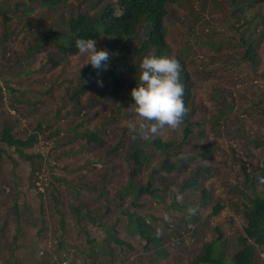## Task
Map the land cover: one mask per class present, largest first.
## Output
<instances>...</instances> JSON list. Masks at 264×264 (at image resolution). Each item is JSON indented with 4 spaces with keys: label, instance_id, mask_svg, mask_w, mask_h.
<instances>
[{
    "label": "rangeland",
    "instance_id": "1",
    "mask_svg": "<svg viewBox=\"0 0 264 264\" xmlns=\"http://www.w3.org/2000/svg\"><path fill=\"white\" fill-rule=\"evenodd\" d=\"M218 3L220 8L212 17L208 15L210 26L216 28L218 32L230 35L232 32L228 28L229 23L222 20L223 11L228 10L227 0H218ZM261 7L264 10V5ZM33 15L38 14L33 13ZM171 22L177 21L171 18ZM22 36L23 33L11 44L16 51L26 47V39L20 42ZM168 43L172 46V42ZM262 43L264 48V41ZM45 47L47 53L54 50L51 45ZM107 51L114 56L112 50ZM44 54L39 55L40 62L44 60ZM205 55L202 49L196 47L190 52V57L194 58L196 64L187 66L193 83V102L190 110L192 111V107L195 110L193 121L199 126L193 128V135L188 137V142L183 145L180 143L181 127L175 130L165 128L159 134L165 141H177L173 148L168 149L167 155L170 156V161L180 160V156H175L174 152H179L186 159L185 165H188V168L186 170L179 168L173 172L160 168L164 155L157 154L155 150L150 149V145L145 147L146 155L141 159L140 167H135L128 157L133 139L143 140L138 136L134 138V133L128 128V124L137 118L134 102L120 99L122 92H127V89L133 86L131 78L141 73V69L132 68L136 62L134 57L130 62L119 61L112 66L108 64L106 70H96L89 65L93 74L85 81L89 85L85 92L93 91L98 96L104 94L99 102L92 101L89 105H85V92L80 93L72 101L63 94L65 80L71 79L86 62V56L80 55L78 51L63 58L57 64L61 70L64 67L65 72L54 80L51 77L56 70L41 67L40 74L32 72L40 66L37 61L32 66L24 67L30 71L27 77H23L20 71L8 77L11 80L9 86L14 85L13 87L21 94L20 98L31 102L41 100L47 104L39 106L37 104L39 110L37 114L29 113V116L22 118L17 116V119H14L16 115L10 109V103L4 104L0 108L5 113V116L0 114V129L3 126L14 125L16 135L24 139L37 121L43 125L48 123L53 125L38 136V141L32 148L24 151L27 154L37 153L41 156L33 161H26L14 152L13 148L0 143V216L7 213L12 217L9 230L3 231V235L7 234L4 243L0 244L2 264H18L16 246L8 244L11 237L16 238L15 244H19L17 240L19 242L23 240L20 245L22 244L24 251L27 250L26 253L33 252V256L30 257L32 259L27 264H37L46 252L58 257L60 253L71 250L76 254L75 257L87 252L94 245L103 243L100 227H108L111 224L115 226L118 237L130 244L132 249L122 246L118 251L115 250L117 255L111 259V262L105 257L101 260L103 263L193 264L203 240L215 237L216 227L223 232L225 255L233 254L236 249V239L245 224L242 214L227 205L217 216L209 219L206 217L212 212V206L216 202L226 201L229 195L226 192L230 186L236 189L242 187L243 167L253 174L259 172L262 154L250 142L247 135L250 134L253 138L264 137V125L261 124L260 115L247 109V105L250 104L248 99H252L254 95V90L251 91L252 84L257 83L264 89V78L254 76L253 71L246 67V63L237 60H229L223 67L221 66L223 63L215 61V65L206 66L203 70L201 61ZM166 56L174 58L176 53L171 50ZM8 65L0 61V76L10 69ZM110 72L123 75L124 79L113 86ZM126 75L128 78H125ZM47 77H49L48 82ZM29 80L32 82L29 83ZM98 81L102 82V86L98 85ZM212 83L215 84L216 89L221 87L224 90L223 94L228 102L234 100L235 110L232 114L242 118L246 124L242 134H235L236 127L221 123L219 127L213 122L209 123V120L215 119L219 107L212 98L214 89L211 93L209 90ZM43 84L51 88V93L48 95L38 92L44 89ZM0 87H2L1 83ZM27 87H30L32 92H24ZM56 105L59 114L69 111V115L66 119L60 117L58 120L47 121V117L53 115ZM20 106L27 113L25 108L28 106L26 104ZM77 108L81 109V113L70 116L73 109ZM81 118L85 120L81 129L98 131L102 137L99 144L86 145L84 138L73 137V130L72 132L62 130L58 133L54 131L58 126L62 129L64 127L70 129V126ZM231 130L232 133L228 134L227 131ZM199 133H203V136H198ZM206 144H209L211 153L203 156L201 153ZM197 165L210 167L211 172L200 178L201 185L198 190L191 193L188 200L184 201L187 193L176 196L178 186ZM156 169H159V172L154 178V186L167 188L162 200L156 201L148 194L133 199L131 187H144L151 172ZM41 181L44 184L43 192L36 186V183ZM257 185L263 193L259 182ZM203 187L208 188L211 193V202L205 206L197 204ZM125 189L129 192L125 193ZM173 200L183 208L188 205L196 207V215L201 217V219L196 215L191 217L197 220L196 223H192L190 231L187 229L190 241L183 239L178 243V237L172 232L175 231L173 229H182L185 226L183 220L189 219L188 214L184 216L172 206ZM123 211L145 217L146 221L156 229L160 247L146 250L143 247L150 246H144V242L138 237L128 235ZM165 215L168 220H165ZM57 242L64 243V248L60 252L56 250ZM162 249L166 250V255H163ZM262 251V249L256 250L260 259L263 257ZM76 260L78 264L82 263L79 258Z\"/></svg>",
    "mask_w": 264,
    "mask_h": 264
},
{
    "label": "trees",
    "instance_id": "2",
    "mask_svg": "<svg viewBox=\"0 0 264 264\" xmlns=\"http://www.w3.org/2000/svg\"><path fill=\"white\" fill-rule=\"evenodd\" d=\"M262 5H264L263 0H227L228 10L223 11L222 20L229 23L228 28L232 33L228 35L225 32H218L216 28L210 26L208 15L212 17L220 8L218 0H0V61L9 64L10 68L6 73L3 70L4 73L0 76L2 86L0 87V108L9 102L10 109L16 115L14 119H17V116L20 118L27 117L29 113L37 114L39 111L37 104L39 106L47 103L41 100L31 102L25 98H20L21 94L13 87L14 85L9 86L11 80L8 77L19 71L23 77H27L30 71L24 67L32 66L36 61L40 66L37 70H32L34 74H40V68L46 67L48 70H56L51 77L52 80L61 77L65 72L64 67L61 70L57 64L63 58H67V56L78 51L75 47L77 39L91 38L96 41L98 49L112 50L114 56L110 55L109 66L119 61L130 62L134 57L136 62L132 68L135 70L136 68L141 69L140 64L143 58L166 56L172 50L176 53L174 58L181 65L180 82L184 85L183 100L189 109L180 126L182 129L180 143L183 145L188 142V137L193 135V128L199 126L198 124L195 125L193 121L195 110L193 107L192 111L190 110V105L192 106L193 102V83L187 66L196 64L194 58L190 57V52L197 47L206 53L201 61L203 70L206 66L215 65V61L220 64L223 63L221 65L223 67L229 60H237L246 63V67L253 71L254 76L258 75L264 78V69H262L264 68L262 43L264 41V10ZM33 13L38 15H33ZM171 18H174L178 23L171 22ZM21 33L23 36L20 37V42L22 43L26 39L27 44L26 47L18 49L17 53L11 44ZM168 42H172V46ZM49 45L54 47V50L47 53L45 46ZM43 53H45L44 60L40 62L38 57ZM10 63L12 64L10 65ZM92 74L93 70L89 68V65H85L77 70L71 79L65 80L66 85L63 94L68 100L72 101L80 93L85 92L89 87L85 81ZM110 75L113 86L124 79L123 75L112 72ZM139 76L136 74L135 78H131L133 86L127 89V92H122L121 101L123 99L131 101L130 91L140 84ZM125 78L128 76L126 75ZM48 79L49 77L46 79L47 82ZM31 82L29 80V83ZM43 85L45 86L44 89L38 92L45 95L51 93V88L47 84ZM209 90L210 93L213 91V97H211L219 104L215 119L209 120V123L213 122L216 126L220 123L221 125H230V127H236L234 129L235 134H242L246 124L242 118L232 114L235 110L234 100L228 102L223 94L224 90L221 87L216 89L214 83L209 87ZM253 90L254 95L252 99H248L250 104L247 105V109H251L260 115L261 124L264 125V89L257 83H253L251 91ZM27 91L32 92L30 87L25 88L24 92ZM85 94V105H89L92 101L99 102L104 96V94L98 96L93 91L85 92ZM20 104L28 106L25 108L27 113ZM53 110V115L47 117V121L58 120L60 117L66 119L69 115V111L59 114L58 105ZM80 113L81 109H73L70 116H77ZM0 114L5 116L2 109ZM84 123L85 120L81 118L70 126V129L68 127L62 129L58 126L54 131L58 133L62 130L64 132H72L73 130V137L84 138L86 145L90 143L99 144L102 137L98 131L96 129H81ZM51 125L53 123L43 125L38 121L35 122L31 132L24 139L16 135L14 125L11 127L3 126L0 129V143L13 148L14 152L26 161H33L41 158V156L37 153L27 154L24 151L32 148L38 141V136L45 133L46 128ZM230 127L229 129H231ZM227 133H232V130L227 131ZM198 136H203V133H199ZM247 138L262 154L259 172L253 174L251 171L248 172L246 167H243L244 182L242 187L236 189L234 186H230L226 194L231 196L227 195L226 201L223 203L222 201L216 202L212 206V212L206 217L209 219L217 216L227 205L242 214L245 224L242 226L240 236L236 239V249L233 254L225 255L223 232L216 227L214 230L216 232L215 237L203 240L199 252L193 259V264H264V183L260 182V178L264 177V137L256 136L253 138L248 134ZM176 143L177 141L173 140L165 141L160 135L148 141L133 139L128 157L135 167H140L141 159L146 155L145 147L150 145V149L155 150L161 156L164 155L161 169L167 172H173L179 168L186 170L188 168V165H185L186 159L179 152H174L175 156H180L179 161L172 162L169 159L170 156L167 155L168 149L173 148ZM205 146L201 153L203 156L211 153L209 144ZM2 152L5 154L3 149ZM210 169V167L202 165L193 167L186 179L179 184L176 196L187 193L184 197V201H187L188 196L200 187V178L210 174ZM158 172L159 169L151 172L144 187H131L133 188L131 190L133 199L142 194H148L156 201L162 200L167 188L154 186V178ZM258 182L263 188V193L258 188ZM124 192L128 193L129 190L125 189ZM209 192L208 188H201L197 204L205 206L211 202V193ZM175 201L173 200L172 206L186 216L187 209L192 206L188 205L183 208ZM131 204L135 205L134 203ZM122 214L126 218L128 235L136 236L144 242V246H150L149 248L143 247L144 249L160 247L156 229L146 221L145 217L125 211ZM197 217L201 219L200 216ZM188 218L183 220L185 226L182 229L171 230L178 237V243L183 239L190 241L187 229L190 231L191 226H193L192 223H196L197 219ZM100 229L103 235V243L94 245L87 252L76 257L73 250L62 252L65 253L63 260L60 255L58 257L46 252L37 264H60L61 260L68 262V264H78L79 262L76 260L78 258L82 262L81 264H109L103 263L101 260L106 257L111 262V259L117 255L115 250L118 251L122 246L132 249L130 244L118 237L114 225L100 227ZM13 242L15 243V240ZM63 248L64 243L57 242V252ZM257 249L263 250L262 259L258 257ZM162 253L166 255V250L162 249ZM20 254L21 261L17 260L18 264H26L33 256V252Z\"/></svg>",
    "mask_w": 264,
    "mask_h": 264
},
{
    "label": "clouds",
    "instance_id": "3",
    "mask_svg": "<svg viewBox=\"0 0 264 264\" xmlns=\"http://www.w3.org/2000/svg\"><path fill=\"white\" fill-rule=\"evenodd\" d=\"M75 47L80 55L86 56L84 65H91L96 70L107 69L110 53L98 49L94 39H77ZM140 68V84L130 91L137 118L128 124V128L134 133V138L138 136L148 141L165 128L175 130L180 127L189 109L183 100L184 85L180 82L181 65L177 59L147 56L143 58ZM98 85L102 86V82L98 81ZM260 182L264 183V177L260 178ZM196 213V207L187 209L189 217ZM164 218L169 219L167 215ZM64 256L60 254L62 260ZM62 260L61 263L64 262Z\"/></svg>",
    "mask_w": 264,
    "mask_h": 264
},
{
    "label": "crops",
    "instance_id": "4",
    "mask_svg": "<svg viewBox=\"0 0 264 264\" xmlns=\"http://www.w3.org/2000/svg\"><path fill=\"white\" fill-rule=\"evenodd\" d=\"M12 217L11 216H9V214H7V213H4L2 216H0V244L3 242L4 243V237H6V235H3V231L4 230H9V228H10V226H9V222H10V219H11ZM13 240H15V243H16V238L15 237H11V239H10V241H9V245H14V246H16V249H15V251H17V257H16V261L18 260L19 262L21 261L20 260V258L19 257H21V254L20 253H22V252H26V251H24L23 250V246H22V244L20 245V243L23 241V240H21L20 242L17 240V242L19 243V244H15L14 242H13ZM27 254H30V252L29 253H27ZM0 264H2L1 262H0ZM6 264H9V263H6ZM27 264V263H26Z\"/></svg>",
    "mask_w": 264,
    "mask_h": 264
},
{
    "label": "built area",
    "instance_id": "5",
    "mask_svg": "<svg viewBox=\"0 0 264 264\" xmlns=\"http://www.w3.org/2000/svg\"><path fill=\"white\" fill-rule=\"evenodd\" d=\"M43 181H45V179H44ZM43 185H44V184H43L42 181L36 183L37 189H38L39 191H41V192H43ZM61 264H68V262L64 261V262H62Z\"/></svg>",
    "mask_w": 264,
    "mask_h": 264
}]
</instances>
